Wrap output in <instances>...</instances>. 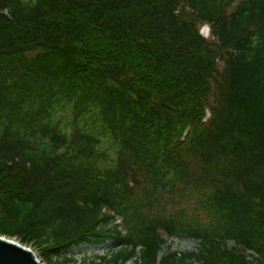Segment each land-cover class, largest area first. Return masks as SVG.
I'll return each mask as SVG.
<instances>
[{"label": "trees", "instance_id": "trees-1", "mask_svg": "<svg viewBox=\"0 0 264 264\" xmlns=\"http://www.w3.org/2000/svg\"><path fill=\"white\" fill-rule=\"evenodd\" d=\"M0 212L50 264H264V0H0Z\"/></svg>", "mask_w": 264, "mask_h": 264}, {"label": "rangeland", "instance_id": "rangeland-1", "mask_svg": "<svg viewBox=\"0 0 264 264\" xmlns=\"http://www.w3.org/2000/svg\"><path fill=\"white\" fill-rule=\"evenodd\" d=\"M206 27L202 28V33H205ZM221 68V65H220ZM2 213L0 212V224L7 226V230L11 232L6 236H0L7 240L16 242L21 246L31 250L37 261L40 264H50L46 253L43 251L42 247L39 245L37 241H35L36 234L35 232L38 228L44 223V220L38 217V221H35L23 234H16L11 228L10 220L2 217ZM84 221H87L86 219ZM231 247L232 244H229ZM119 246L112 242H106L103 245H84L77 249H71L67 254L65 260L62 261V264H83V259H88V262H95L96 264H104L105 261L109 260L111 257V252L118 250ZM197 245L195 242L189 239H168L166 243V247L162 249L158 256V262L161 260L162 256L166 253H191L197 252ZM243 256L242 264H252L251 258L247 257L246 254ZM240 256L230 255L225 258L221 264H239ZM59 261V260H58ZM126 264H134L133 260L128 261Z\"/></svg>", "mask_w": 264, "mask_h": 264}, {"label": "water", "instance_id": "water-1", "mask_svg": "<svg viewBox=\"0 0 264 264\" xmlns=\"http://www.w3.org/2000/svg\"><path fill=\"white\" fill-rule=\"evenodd\" d=\"M0 264H40L34 253L20 244L0 237Z\"/></svg>", "mask_w": 264, "mask_h": 264}]
</instances>
